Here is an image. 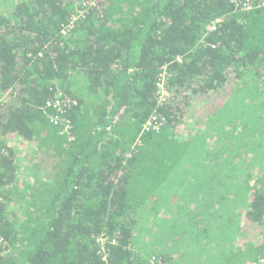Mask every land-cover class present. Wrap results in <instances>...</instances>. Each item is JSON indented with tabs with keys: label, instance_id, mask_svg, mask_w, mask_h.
Returning <instances> with one entry per match:
<instances>
[{
	"label": "trees",
	"instance_id": "16d2710c",
	"mask_svg": "<svg viewBox=\"0 0 264 264\" xmlns=\"http://www.w3.org/2000/svg\"><path fill=\"white\" fill-rule=\"evenodd\" d=\"M5 1L0 264H103L100 236L115 242L108 264L264 262V0L245 12L243 0ZM163 72L169 96L158 103ZM239 94L254 111L235 105ZM58 99L69 100L60 111L48 105ZM153 117L158 129L143 131ZM199 121L232 138L235 170L248 167L241 141L262 150L246 151L257 168L224 210L223 196L179 200L170 186L190 145L181 136ZM161 200L180 207L154 217L174 231L144 245L138 216Z\"/></svg>",
	"mask_w": 264,
	"mask_h": 264
},
{
	"label": "rangeland",
	"instance_id": "374dc122",
	"mask_svg": "<svg viewBox=\"0 0 264 264\" xmlns=\"http://www.w3.org/2000/svg\"><path fill=\"white\" fill-rule=\"evenodd\" d=\"M11 10V6L8 1L0 3V13L2 11L9 12ZM249 76L243 82H248ZM237 99L235 100V105L241 110H248V112L254 111V108L248 106V101L245 99V95L239 94ZM230 118V115H227ZM197 122H195L196 124ZM200 123V121H199ZM192 127H188L185 129V132L181 137L187 138L190 141L188 153L186 155V159L184 162V166L178 171L175 172V176L170 186L174 187L173 191H176L178 194V199L182 200L185 195H189L192 193V196L198 197L200 193H203L207 202L210 197V192L214 197L218 195L224 197V201L220 207L217 209L224 210L227 208V205L231 204V200L234 197L235 188L238 186L236 183V179H243L248 173L257 168L256 162L251 159L250 153H247V150L253 152V155L260 154L262 152L261 149L259 151H255V146L249 144V142L241 141L239 143L240 147V155H242V162L245 163L248 167L246 169H236L235 170V160L238 158L237 155L231 150L229 147L231 144V139L228 137L218 138L216 136L215 130L214 132H209L211 127L208 126L205 122H201ZM258 123L255 124L257 127ZM226 132L229 128L228 125H224V127H220L218 129H222ZM13 146L22 152H30L32 149V144L24 141H17L13 143ZM233 153H232V152ZM261 151V152H260ZM234 156L232 157V155ZM203 158H206V162L203 163ZM203 165H205L203 169ZM234 165V166H233ZM241 173L239 177H237V173ZM206 179V183L204 185H200L199 182L203 178ZM217 177L220 179L218 180ZM193 184V187L184 186L187 182ZM205 204L207 206H211L210 203ZM214 205V203H213ZM173 206V207H171ZM157 210L163 211L171 217L176 216V212H180V207L176 204L171 205L167 204L163 200H161V204L157 206ZM20 206L12 205L9 209V214H19L21 213ZM154 212L143 211L138 216V228L140 227V223H145L147 219H149ZM176 219V218H175ZM174 219H170L172 222ZM171 238L170 237H166Z\"/></svg>",
	"mask_w": 264,
	"mask_h": 264
},
{
	"label": "built area",
	"instance_id": "2783aa9c",
	"mask_svg": "<svg viewBox=\"0 0 264 264\" xmlns=\"http://www.w3.org/2000/svg\"><path fill=\"white\" fill-rule=\"evenodd\" d=\"M235 5H236L237 9H239L240 11H243V12L248 11L254 7L250 0L237 1V2H235ZM261 5H264V4H259L257 6L261 7ZM81 15H82V12L79 11L77 13V15H75V17H79ZM219 22H220L219 19L215 20V22L212 24L211 29H214L216 24ZM156 94H157L156 99H157L158 103H162L169 96V93L167 92L166 73L165 72H163V75H161L159 80H158L157 93ZM64 103H69V100L68 99H65V100H59L58 99L57 101L54 100V102L48 103V105L49 106L51 105L52 108L56 109L57 111H60L61 105ZM155 122H157V120L154 117L150 121H147L143 127V131L157 130L158 128H157V125L155 124ZM68 128H69L68 125L64 124L63 131H67ZM263 221H264V217H263ZM96 243L98 244L97 245L98 246V255H99L101 261L103 262V264H108L107 246L108 245H114V243H115L114 240H110L108 237H105V236H100L96 239ZM147 264H162V263L160 261L158 262L155 259L151 258V259H149ZM260 264H264V262L261 261Z\"/></svg>",
	"mask_w": 264,
	"mask_h": 264
},
{
	"label": "crops",
	"instance_id": "0c3cea01",
	"mask_svg": "<svg viewBox=\"0 0 264 264\" xmlns=\"http://www.w3.org/2000/svg\"><path fill=\"white\" fill-rule=\"evenodd\" d=\"M217 179L219 180L220 178L217 177ZM206 183V179L203 178L200 180V184L204 185ZM191 184L189 181L187 182V184H184V186L189 187ZM206 197V196H205ZM161 215V220L166 219L165 218V212L160 211L155 213L154 215H152L149 219H147V221L145 223H140V227L138 229H143V235L138 239V241L144 245H150L152 244V241L154 242V240H157L158 245L162 246V235H164L165 232H167V236L168 237L171 233V230L168 227L167 228H161L159 229L157 222L154 220V217L156 216L157 220L159 218V216ZM167 226V225H166ZM166 229V230H164ZM168 229V231H167ZM164 248H166L169 251V248L167 245L163 246ZM172 253H177V252H172ZM148 259V258H147Z\"/></svg>",
	"mask_w": 264,
	"mask_h": 264
},
{
	"label": "bare ground",
	"instance_id": "6f19581e",
	"mask_svg": "<svg viewBox=\"0 0 264 264\" xmlns=\"http://www.w3.org/2000/svg\"><path fill=\"white\" fill-rule=\"evenodd\" d=\"M157 95V94H156Z\"/></svg>",
	"mask_w": 264,
	"mask_h": 264
}]
</instances>
